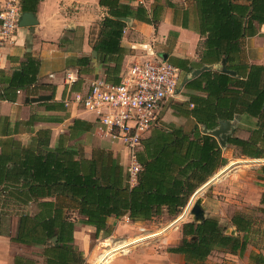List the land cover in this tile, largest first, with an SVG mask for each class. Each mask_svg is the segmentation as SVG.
<instances>
[{"label": "trees", "instance_id": "1", "mask_svg": "<svg viewBox=\"0 0 264 264\" xmlns=\"http://www.w3.org/2000/svg\"><path fill=\"white\" fill-rule=\"evenodd\" d=\"M19 1L21 13H35L40 0ZM132 1L98 0L106 14L92 49L96 61L104 67L105 80L111 83L120 80L122 71L123 18L151 24L155 29L159 21L157 6L148 16L144 6H132ZM154 1L171 6L170 0ZM195 2L200 8L199 34L204 36L197 45L198 60L172 57L167 61L187 74L195 67L217 64L224 58L226 68L235 74L207 68L185 82L182 95L186 100L174 103L172 109L176 115L190 118L191 127L175 123L153 127L136 152L140 169L132 184L119 156L110 149L97 147L90 157L85 156L79 139L97 128L95 121L73 118L58 134L56 144L51 145L52 129L34 130V125L59 124L62 116L31 113L12 124L8 116L1 117L0 234L9 236L13 243L38 247L43 264H90L74 242L76 226L93 227V237L97 238L101 232L110 233V217L127 216L135 222L150 220L163 211L170 216L180 213L193 193L227 162L218 138L209 132L221 120L247 117L239 120L236 131L244 129L248 136H229L226 143L239 149L241 156L264 158V63H249L241 56L243 39L260 34L264 0ZM26 60L1 86L0 99L13 102L18 91H24V103L37 101L46 111H64L63 102L54 100L51 92L29 97L38 62L31 57ZM89 61V57L79 58L78 70ZM22 131L30 133L27 143L18 138ZM261 171L264 175V164ZM259 204L264 206V191ZM261 207L257 209L263 211ZM12 217L16 220L14 234L5 228L6 219ZM230 222L236 230L234 235L226 234L214 217L200 223L186 221L181 225L179 242L167 251L197 264H206L215 249L240 256L256 230L254 221L250 215L235 211ZM248 260L264 264V254L251 250ZM38 263L33 257H13V264Z\"/></svg>", "mask_w": 264, "mask_h": 264}, {"label": "crops", "instance_id": "2", "mask_svg": "<svg viewBox=\"0 0 264 264\" xmlns=\"http://www.w3.org/2000/svg\"><path fill=\"white\" fill-rule=\"evenodd\" d=\"M10 1L0 0V9L4 8ZM14 1L20 4L19 0ZM148 1L151 4L148 5L149 2L147 3L146 0V6H144L148 16H150L153 7L157 6L159 10L157 15L159 21L156 29L153 25L136 19L131 18L129 23L125 21L126 27L121 39L125 54L121 70L135 60L152 58L157 53L161 57L165 54L166 60L172 57H180L197 61V45L199 41L204 39V36L199 34L200 8L195 0H170L171 6H160L161 2ZM131 4L136 6L138 3L133 0ZM105 14V8L99 5L98 0H40L34 13L37 23L31 26L18 27L13 38L0 47V88L8 80L13 70L19 69L25 64L27 57L38 62L36 81L29 87V91L33 94L29 97L51 92L53 99L62 103V99L68 92L86 91L90 82L95 78L105 80L104 67L96 61V54L92 49V44L98 35L99 23ZM259 41L264 43V23L260 26V34L247 36L243 39L241 56L247 62L264 63V58L252 59V54L249 55V51L252 53ZM139 46L145 47L146 50H138L137 47ZM164 47H168L169 52H160ZM81 57H89L90 61L89 65L81 66L78 70L79 58ZM217 64H212L213 67L211 68L218 69ZM67 74L72 76L74 80L67 82ZM187 74L181 72V81ZM21 96H23L22 102H20ZM25 96L24 91H18L13 102L0 99V119L3 116H8L12 124L14 121L27 119L31 113L41 117L60 115L63 117V122L59 124L65 128H61L59 132L61 133L66 130L73 118L91 120L93 117L88 112L74 106L67 107L64 111H46L37 101L31 102V104L35 103L42 109L30 111L29 106L24 105L26 104L24 103ZM16 104H20L21 109H18ZM246 118L242 115L239 119L228 120L233 122L235 127L231 136L237 135L242 138L248 136V131L244 129L236 131L239 120ZM49 124L51 123L37 122L34 125V130L41 127L51 128ZM89 133L94 134V132ZM89 133L83 134L79 140L86 138ZM58 134L55 136L52 133L51 145L56 144ZM18 138L27 143L30 133L22 131L18 134ZM92 146H83L86 157H90L94 149ZM107 149H110L114 154L116 153L113 145ZM262 191H264V186ZM206 217L213 216L206 214ZM9 226L11 234H14L16 220L13 229L12 225ZM22 246L25 245L13 243L9 240V236L0 234V264H13L14 255L23 254L17 251L12 252V249ZM34 248L39 250L38 247ZM28 257L36 258L39 260L38 264H43L42 258L38 254Z\"/></svg>", "mask_w": 264, "mask_h": 264}, {"label": "rangeland", "instance_id": "3", "mask_svg": "<svg viewBox=\"0 0 264 264\" xmlns=\"http://www.w3.org/2000/svg\"><path fill=\"white\" fill-rule=\"evenodd\" d=\"M147 3L148 5L151 4L148 0ZM137 49L146 50L145 47L141 46ZM160 52H169V48L164 47ZM251 54L252 59L264 58L263 41L256 44L252 53L249 51L250 56ZM22 98L23 96H21L20 102H22ZM185 100V96L181 92L174 100L168 102L163 109L161 120L156 126L175 123L189 129L192 120L176 115L172 109L174 103H181ZM24 105L29 106L30 111L42 109L35 103ZM16 107L21 109L20 104H16ZM91 120L94 121V118L91 117ZM49 126H51L55 136L62 128L60 124L56 123H51ZM93 132L94 134L89 133L86 138L79 140V144L82 147L94 144L93 148H108L113 145L116 150L115 155L119 156L121 164L127 169L129 157L125 147L120 142L110 139L97 128ZM222 148L223 154L227 158L226 164L217 170L209 179V183L192 197L187 213L183 218L178 219V216L185 207L175 216H170L166 211H163L160 215L145 221L132 222L126 216L110 217L107 220L110 233L107 235L101 232L97 238L93 237V227L77 225L74 242L83 251L85 259L91 264H197L186 262L182 255L169 253L167 248L179 242L181 225L186 221L193 220L190 208L198 197L203 199L201 205L205 208L206 214H212L224 227L225 232L230 233L232 230L230 229L232 228L230 217L235 211L250 215L254 221L253 226L256 228L255 232L251 234L249 244L242 255L215 249L207 258L206 264H245L246 261V264H251L248 260V254L251 250L260 251L264 254V206L261 207L259 204L260 193L264 186V175L261 171L264 158L241 156L239 149L228 144ZM227 165L228 167H226ZM259 207L263 211L258 210ZM33 209L32 207L31 210ZM8 219H6L5 228L9 229V225H12L13 229L15 218ZM114 248L118 249L113 252L108 260L101 259L103 254L112 251ZM37 250L34 247L22 246L17 249L13 248L12 252L17 251L23 255L31 256L38 254Z\"/></svg>", "mask_w": 264, "mask_h": 264}, {"label": "built area", "instance_id": "4", "mask_svg": "<svg viewBox=\"0 0 264 264\" xmlns=\"http://www.w3.org/2000/svg\"><path fill=\"white\" fill-rule=\"evenodd\" d=\"M146 6V0H136ZM19 4L11 0L0 9V47L11 40L18 26ZM67 82L74 80L69 74ZM181 69L161 56L131 62L122 69L120 80L111 83L93 79L86 91L68 92L65 108L74 106L94 118L97 129L120 142L128 152L130 183L136 180L140 165L136 152L142 139L161 120L163 109L182 92Z\"/></svg>", "mask_w": 264, "mask_h": 264}, {"label": "water", "instance_id": "5", "mask_svg": "<svg viewBox=\"0 0 264 264\" xmlns=\"http://www.w3.org/2000/svg\"><path fill=\"white\" fill-rule=\"evenodd\" d=\"M123 20L126 21L127 23H129L131 18L125 17V18H123ZM36 23H37V19L35 18L34 13H32V12H22L19 16V20H18V26L19 27L31 26V25H34ZM162 58L166 59L165 54L162 55ZM217 66H218V69L220 71L235 74L234 71H231V70L226 68L224 58H222L220 60V62L217 64ZM211 67H213V65H210V66L209 65H203L200 68H193L187 75L184 76V78L181 81V86H183L187 80L198 75L202 70L207 69V68H211ZM234 129H235V127H234L233 122L228 121V120H221L219 122V125L216 128H214L213 130H210L209 132L211 134H213L214 136H216L218 138L219 144L222 147H224L226 145L227 137H229L233 134ZM203 130L207 131L206 129H203ZM202 200L203 199L201 197L196 198L195 202L192 204V206L190 208V213L193 215L192 221L195 223H200L206 218L205 208L201 205ZM231 227L232 228H230V229H232V230L230 231V233L225 232L226 234L233 235L234 233H236L235 227L233 225Z\"/></svg>", "mask_w": 264, "mask_h": 264}, {"label": "bare ground", "instance_id": "6", "mask_svg": "<svg viewBox=\"0 0 264 264\" xmlns=\"http://www.w3.org/2000/svg\"><path fill=\"white\" fill-rule=\"evenodd\" d=\"M230 164V163H229ZM226 167H228V165L226 166ZM209 183V180L208 181H206L204 184H202L194 193H193V195L191 196V198L189 199L190 201H189V203L185 206V208H184V211L178 216V219H180V218H183L184 216H185V214L187 213V210H188V206H189V204H190V202H191V199H192V197H194V195L202 188V187H204L205 185H207ZM125 246V245H124ZM122 247V246H121ZM116 249H118V248H114L112 251H109V252H106L105 254H103L102 256H101V259H103V260H108L112 255H113V252L114 251H116ZM98 263V262H97Z\"/></svg>", "mask_w": 264, "mask_h": 264}]
</instances>
